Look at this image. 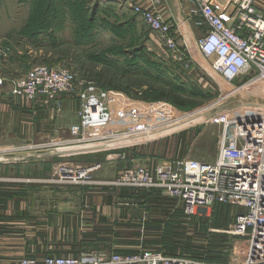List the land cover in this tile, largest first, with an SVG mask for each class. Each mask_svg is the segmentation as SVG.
<instances>
[{"label": "rangeland", "instance_id": "374dc122", "mask_svg": "<svg viewBox=\"0 0 264 264\" xmlns=\"http://www.w3.org/2000/svg\"><path fill=\"white\" fill-rule=\"evenodd\" d=\"M83 1L85 13L76 11L75 7L72 8V15L69 11H57L53 15L55 25L47 29L48 12L32 9L36 0H0V50L8 49L7 54L11 53L21 59L19 68L17 66L21 74L17 73L16 78L24 76L34 66L47 65L72 72L77 81L94 83L97 87L111 92L110 95L121 100V104L127 105L128 98L129 103L134 104L164 102L171 105L176 111L175 114L186 120L177 123L180 121L178 120L174 126L150 135L156 137L168 130L171 132L140 146L146 150L145 154L149 158L141 164L155 165L182 158L212 163L225 143L228 129L210 124L208 121L211 117L208 118L207 112L222 105H226L227 109L221 112H230L235 107H249L244 105L248 103L260 104L250 108H264V80L245 86L251 77H239L230 85L225 84L214 78L208 63L200 56L197 57L201 58L202 66L188 64L185 68L165 54L156 34L152 33L141 19L133 25L132 32L128 31L124 25L127 18L132 16L128 7L125 10L128 17L124 14L122 19L118 18L115 10L103 7L100 0ZM259 5L264 9V0H260ZM104 10L110 15L105 16ZM119 26L124 27L123 37L113 31ZM197 35L198 31L195 39ZM188 46L191 52L195 53L194 40L188 43ZM243 87L246 89L241 92L251 95L243 97L240 93L230 94ZM158 93L168 100H178L182 106L176 107L166 100L142 99L144 94L152 99L157 97ZM260 97L263 100H260ZM118 104L119 102L114 103L115 106H120ZM72 117L77 119L76 112ZM67 118L65 113L60 120ZM190 121L192 123L188 124ZM182 137L186 143L178 146L177 143ZM56 138L57 133L49 139L33 137L22 143L15 141L18 144L16 146L14 140H7L5 147H19V151L26 155L42 154L46 150L36 151V146ZM15 151H7L3 156L9 159L20 157L18 151ZM74 156L78 155L35 160L30 157V164L27 165L13 164L14 159L9 162L0 160V179H5L0 180V190L15 193L11 201L0 198V262L22 258L42 260L50 256L80 254L103 256L118 252L110 243L112 228L102 227L104 230H110V234L106 231L102 236L95 234L98 228L95 229L92 225L93 216L98 215L101 219L103 213L90 209L97 197L109 198L111 193L117 192L119 188L106 185L116 177V172L110 165L109 172L105 173L104 160L102 167L91 174L88 183L59 182L56 174L57 164H85L73 161ZM84 197L87 198L86 203ZM240 213L241 210L230 207L224 215L219 206L199 212L189 220L183 221L185 230L182 243L189 237L192 249H195L193 252L202 251L200 248L206 247L208 236L225 234L234 223L236 215ZM76 220L78 229L75 228ZM218 225L226 227L218 230L216 228L219 227H215ZM102 229L100 227L99 230ZM99 232L102 234V231ZM86 235L96 243L91 249L80 251L76 244L83 241ZM230 237L232 246L229 252L225 253L228 256L226 264H241L246 257V244L243 239ZM76 252L80 253L75 254Z\"/></svg>", "mask_w": 264, "mask_h": 264}, {"label": "built area", "instance_id": "2783aa9c", "mask_svg": "<svg viewBox=\"0 0 264 264\" xmlns=\"http://www.w3.org/2000/svg\"><path fill=\"white\" fill-rule=\"evenodd\" d=\"M259 1L193 0L196 7L194 26L199 34L196 39L184 19H163L156 11L161 0H150L147 6L133 5L132 10L156 34L162 50L174 62L185 68L193 64L188 43L194 40L195 51L208 63L214 78L230 85L239 77L250 76L247 86L264 80V9ZM7 51L0 50V62L8 55ZM5 83L0 77V97ZM9 85L10 94L23 103L42 100L51 104L56 113L61 112L62 96L78 99L76 123L59 129L55 140L36 146V151L46 150L44 153L89 146L115 150L143 145L169 134L152 139H148L149 135L185 119L164 102L134 104L127 98L128 104H121L111 92L92 82L77 81L72 72L63 68L34 66L24 76L11 79ZM118 102L120 106H115ZM208 122L228 129V136L214 162L182 158L155 165L134 164L106 185L140 191L159 190L164 196L180 201L188 218L217 205L236 207L241 213L236 215L226 233L243 239L246 244V257L241 264H264V108L235 107L230 112L217 113ZM119 157L122 156L109 154L105 160L110 162ZM19 161L25 160H15ZM101 167L102 163H59L56 174L59 182L82 184L88 183L91 174ZM0 264L211 263L167 257L161 252L143 249L133 255L50 256Z\"/></svg>", "mask_w": 264, "mask_h": 264}, {"label": "crops", "instance_id": "0c3cea01", "mask_svg": "<svg viewBox=\"0 0 264 264\" xmlns=\"http://www.w3.org/2000/svg\"><path fill=\"white\" fill-rule=\"evenodd\" d=\"M149 1L150 0H100L103 7L105 6L115 10L116 15L119 16L118 18L124 16L127 7L131 9L132 16L128 17V15L125 14V16L128 17L126 22L132 20L131 22L134 24L140 21V17L133 13L132 6H147ZM217 1L225 3L227 0ZM195 9L196 7L193 0H161V4L156 11L161 14L166 21L178 18L184 19L190 33L196 36L197 30L194 26V22L196 21V17L194 16ZM191 53L194 60L193 65L202 66L200 64L202 61L201 58L197 57L200 55L196 51L195 53ZM18 54L21 53L18 52ZM10 56H12L11 53L8 54L7 59L3 58L0 62V77L6 80L5 90L0 97V159H5L1 157L6 155L7 153L5 152L7 151L16 150L20 156L26 155L19 151V147L7 149L5 147L7 140H14V146H16L18 144L15 141L22 143V141L29 140L33 137L49 139L52 135L54 136L59 129L66 128L76 123L77 119L75 118L74 120L72 116L79 108L78 99L70 96H62L60 101L61 113H56L51 104L42 100H37L32 103H23L19 99L13 97L10 94L9 82L11 79H16L17 73L21 74L18 71V64L21 63V59L16 56ZM242 89H244V87L230 94L240 93L244 95L243 97H245V95H251L246 92H241ZM260 100H263V98ZM65 113L68 115L67 120H60L61 117H64ZM178 123L183 122L179 121ZM140 146L142 145L115 149L125 151L124 153H116L122 156L119 157L118 160L106 162L104 172L108 173L109 166L111 165L116 172L114 176H117L123 169L147 161L149 158L148 155L145 154L146 150ZM108 151L113 150H103L99 152ZM29 159L30 158H27L25 161L19 162H15L14 160L13 164L27 165L30 164ZM116 191V193H111L109 198L97 197V201L95 203L93 202L90 207L91 211L95 210L103 213L101 219L98 215H94L95 217L93 216L92 225L95 229L96 227L98 228L95 234L102 236L105 231L110 234V230H104V228H112L110 243L115 251L127 252L129 255L131 252L137 253L143 249L155 251L159 246L149 242L156 241L160 235L176 234L181 228L183 208L180 201L168 198L156 189L151 191H140L119 188ZM84 198V203H86L87 198ZM104 217L109 218L107 219ZM75 226V228L78 229L77 220ZM100 227L101 229L102 227L104 228L99 230ZM99 231H102V234H100ZM113 235L116 236L114 237ZM110 254L103 256L107 257Z\"/></svg>", "mask_w": 264, "mask_h": 264}, {"label": "trees", "instance_id": "16d2710c", "mask_svg": "<svg viewBox=\"0 0 264 264\" xmlns=\"http://www.w3.org/2000/svg\"><path fill=\"white\" fill-rule=\"evenodd\" d=\"M81 5H82V7H81ZM77 6L79 9L77 8ZM73 7L76 8V11L80 10V12L82 14L86 12V10L84 8V1L83 0H36L35 3L33 2V8L32 9H35L37 11L44 10V11L48 12L47 13V17H48L47 29H49L55 25V21H54L55 18L53 17L55 12H57V11H63V12L69 11V13L72 15L71 11H72ZM105 11L106 10L103 11L104 15L109 16L110 15L109 12L108 11L105 12ZM64 21H63V23H64ZM131 21L132 20L124 23V25L128 28L129 32L133 31L134 23H132ZM123 29H124V27L119 26L118 28L113 29V31L116 35L123 37L124 36V33H122V32H124ZM142 99L147 100V101H150V100H158V101L166 100V101H169L171 104L175 105L176 107L182 106L181 103L178 102V100H168L167 98H164L162 96V94H160V93H158L157 97L152 98V99H149L144 94V96H142ZM184 143H186V142H185L184 138L182 137L181 139H179L177 144H178V146H182V145H184ZM124 151L125 150H113V151H108V152L82 154V155L74 156L75 160L73 159V161H76L79 163H85V164L103 163L106 155L111 154V153H124ZM14 197H15L14 192L0 190V198L1 199L11 201ZM217 206H219V208L223 209L224 215L227 214V212L229 211V208H230V206H227V205H217ZM190 218H192V217H190ZM190 218L186 217L182 213V222H181L182 225L176 234L160 235V236H158L156 241H151L149 243H151V244L154 243L155 245L159 246L155 251L161 252L163 255H165L167 257H183V258L186 257V258H190V259H195L197 261H203L204 260L207 263H211V264H226L228 261L227 260L228 256H226L225 253L227 254L229 252L230 247L232 246V244H230L232 237H230L227 233H225V234L217 233V234H213V235L208 236L206 247L200 248V249H203L202 251L196 250L197 252H193L195 249H192V243H191V239H189V237L187 238L188 240H186V242H184V244L182 243V236L184 235V230H185L183 228V221H187ZM215 227H219L216 229L222 230L226 226L218 225ZM89 237H90L89 235H86L85 239L83 241L76 244L79 247L80 251H84L86 249H91L92 246L96 243V242H93V240L91 241L90 239H88ZM79 253L76 252L75 254H79ZM116 253L121 254V255H129L127 252L123 253V252L118 251ZM135 253L131 252L130 255H133ZM74 256H77V255H74ZM216 257H218V258H216Z\"/></svg>", "mask_w": 264, "mask_h": 264}, {"label": "water", "instance_id": "95a60500", "mask_svg": "<svg viewBox=\"0 0 264 264\" xmlns=\"http://www.w3.org/2000/svg\"><path fill=\"white\" fill-rule=\"evenodd\" d=\"M245 106L253 107V106H258L260 105L259 103H248L244 104ZM227 109L226 105L222 106H217L210 112H207V116L212 117L216 115L217 113L221 112L222 110ZM105 150L103 146H89L85 148H79V149H74V150H61V151H53V152H48L44 154H31V155H21L20 157H17L14 160H26L27 158H34V159H41V158H48V157H55V156H62V155H79V154H84V153H92V152H99Z\"/></svg>", "mask_w": 264, "mask_h": 264}, {"label": "bare ground", "instance_id": "6f19581e", "mask_svg": "<svg viewBox=\"0 0 264 264\" xmlns=\"http://www.w3.org/2000/svg\"><path fill=\"white\" fill-rule=\"evenodd\" d=\"M182 120H186V119H182ZM181 121V120H180ZM179 122V121H178ZM177 122V123H178ZM188 124H190V123H192L191 121L190 122H187ZM163 134H170V130H168V131H166L165 133H163ZM163 134H161V135H163ZM161 135H159V136H161ZM159 136H157V137H159ZM152 138H155V137H150V135H149V137H148V139H152ZM74 149H79V148H71V149H69V151L70 150H74ZM1 158H5L4 156L3 157H1ZM13 159H15V158H12V159H9V158H5V159H0L1 161H6V162H9V161H11V160H13ZM54 159V158H53ZM47 161V160H46ZM38 162V161H37Z\"/></svg>", "mask_w": 264, "mask_h": 264}]
</instances>
